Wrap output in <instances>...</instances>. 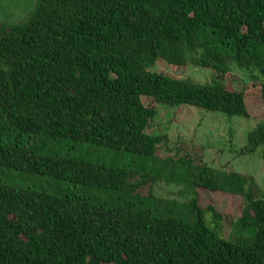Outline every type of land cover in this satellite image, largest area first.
Returning <instances> with one entry per match:
<instances>
[{"label":"trees","instance_id":"16d2710c","mask_svg":"<svg viewBox=\"0 0 264 264\" xmlns=\"http://www.w3.org/2000/svg\"><path fill=\"white\" fill-rule=\"evenodd\" d=\"M157 62L215 76L174 78L152 71ZM233 70L247 75L241 90L224 84ZM247 97L264 102V0H36L26 21L0 25V167L133 194L140 178L164 175L155 158L164 138L147 133L154 104L246 120ZM63 139L152 158L158 175L44 154ZM245 143L247 152L264 147V123ZM177 163L188 167L176 182L188 194L241 197L239 222L253 236L225 240L200 214L165 218L161 207L0 184V264H264V196L252 178L189 157Z\"/></svg>","mask_w":264,"mask_h":264},{"label":"rangeland","instance_id":"374dc122","mask_svg":"<svg viewBox=\"0 0 264 264\" xmlns=\"http://www.w3.org/2000/svg\"><path fill=\"white\" fill-rule=\"evenodd\" d=\"M35 2L36 0H0V25L12 26L26 21L33 12ZM151 70L202 84L211 82L215 76L213 70L192 64L175 68L167 63L157 62ZM247 82V75L239 70H233L224 79L225 85L237 90H241ZM143 101L147 106L153 105L148 99ZM246 101L250 115L246 120L240 117L229 118L189 106L167 107L154 104L156 115L150 122L147 133L164 138L155 153V158L164 164V175L158 177L154 183H145L144 179L140 178L142 188L133 194L104 189L76 188L63 181L5 167H0V184L20 189L29 188L57 196L76 195L106 205L134 203L153 210L161 207L157 209L156 215L165 218L192 221L200 214L205 224L221 238L250 239L253 236L254 227L251 225L242 227L239 222L244 204L241 197L209 193L200 188H193L188 194L182 185L176 183L177 178L186 173L188 167L174 164L183 157H189L195 162L203 160L215 169L251 177L256 185V191L264 196V159L262 158L264 147L260 146L254 152L242 150L246 144L247 132L258 123H264V102L252 97H247ZM67 152L75 157L90 159L101 164L134 170L151 180L158 175L161 164L149 157L94 145L78 144L68 139L50 143L44 154ZM172 169L175 172L173 176L176 177V181L167 183ZM160 201H163L161 204L164 205H161ZM215 214L218 219H214Z\"/></svg>","mask_w":264,"mask_h":264}]
</instances>
